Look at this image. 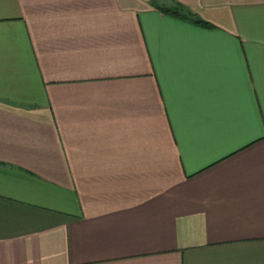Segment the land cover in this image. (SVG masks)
Wrapping results in <instances>:
<instances>
[{
  "label": "crops",
  "instance_id": "crops-1",
  "mask_svg": "<svg viewBox=\"0 0 264 264\" xmlns=\"http://www.w3.org/2000/svg\"><path fill=\"white\" fill-rule=\"evenodd\" d=\"M0 264H264V0H0Z\"/></svg>",
  "mask_w": 264,
  "mask_h": 264
},
{
  "label": "trees",
  "instance_id": "trees-1",
  "mask_svg": "<svg viewBox=\"0 0 264 264\" xmlns=\"http://www.w3.org/2000/svg\"><path fill=\"white\" fill-rule=\"evenodd\" d=\"M164 11L174 14V15H181L178 11H174V10L164 9ZM197 22H201V21L197 19Z\"/></svg>",
  "mask_w": 264,
  "mask_h": 264
}]
</instances>
